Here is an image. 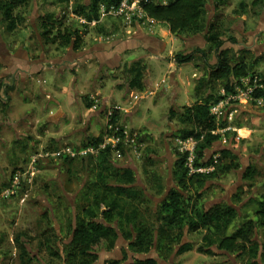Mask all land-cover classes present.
I'll return each instance as SVG.
<instances>
[{
	"label": "rangeland",
	"instance_id": "obj_1",
	"mask_svg": "<svg viewBox=\"0 0 264 264\" xmlns=\"http://www.w3.org/2000/svg\"><path fill=\"white\" fill-rule=\"evenodd\" d=\"M162 1L166 3V0ZM45 2L46 0H31L27 8L16 10L18 24L12 32L7 30L6 23L0 17V88L9 79L7 84L14 86V92L9 93V102L13 98L12 93L21 95L22 101L35 103L29 113L38 117L37 120L31 121V126L25 124L22 127L24 134H18L5 124L13 105H10L5 114L6 107L4 102L0 101V264H22L20 251L15 241V236L21 234L27 235V239H30L28 246L31 254L33 257L37 256L32 264H66L64 259L51 256L45 250L44 242L47 239L55 242L54 250L64 257L67 251L64 247L73 239L68 220H72L73 208L82 204L81 192L84 186L94 178V166L98 157L88 153L86 149L89 146L84 144L89 138L104 137L108 112L115 110L120 112L119 108H123L122 105H112L110 109L98 113L99 106L102 105L101 99L112 90L122 93L121 96L124 95V99L134 97L132 99L141 100L138 106L140 111L137 114L132 113L131 116L127 113L120 114L118 122L119 125L140 130L143 136L142 146L138 150L129 147L125 148V151H115L112 158L115 166L131 168L135 172L136 189L140 193V198L130 200L128 203L133 207L140 205L144 220L152 226L159 224L157 215L162 213V201L164 200L161 199L162 194L158 195V184L162 183L165 186L163 194L169 187L177 188V174L180 172L179 160L182 155L178 150L176 139L179 138V131L189 126V124H182L178 118H169V111L172 107L178 109L188 106L184 96L174 105L172 97L175 93L173 90H167L165 93L164 85L158 88V94L155 95L154 100L148 99L146 87L143 92L130 89L127 67L132 63L121 65L114 74H111L105 67H101L103 70L98 71L93 82L98 80L100 84L99 81H104L102 84L105 92H100L98 87L93 86L92 77L87 74L89 72H86L85 65L79 64V70H75L76 67L62 63L68 52L71 51L73 55L88 50L92 46L106 47L107 42L112 43L118 37L128 36L127 29L135 27L136 24L130 27L124 18L121 20L112 16L104 17L99 24L88 23L80 18L81 15L74 13L75 2L71 0L68 7L67 24L75 29L87 30L84 36V46L81 50L75 51L73 47L63 48L57 44L44 45L40 25L41 16L46 11ZM62 10L63 7H59L56 12ZM207 12V19L211 23L218 24L223 33L222 49L228 51L230 56L228 60L231 64L234 65L243 58L250 72H257L264 78V0H208ZM84 24L87 27H83ZM163 28H168V26L159 23L154 27H146V30L149 33H156ZM231 38H235L236 42ZM101 44L104 45L101 46ZM21 47L27 48L34 58L40 59V55L44 54L48 61L46 71L42 70L40 74L29 75L24 82L20 80L21 75H17L13 80L11 74H8L9 76L3 74L5 70L3 64L11 63L7 50L15 51ZM206 47L208 50L211 45L206 43ZM175 49L188 53L187 48H184V41L179 38ZM191 49L193 50L190 52H195V48ZM214 56L216 61L213 59ZM218 58L219 55L216 52L209 53L206 61L212 60L214 63L209 67L205 62H199L198 58L193 61L194 69H201V76L196 82H192L195 91L192 93L191 104L197 97L204 98L206 87L199 92L196 86L200 81L206 80L212 65L215 66L218 63ZM52 60L61 61L62 64L52 67L50 62ZM138 61L144 64L146 72L148 63H144V60ZM60 68L62 72L59 71ZM90 73L94 74L91 71ZM76 76H79L78 80L87 84L84 92L77 93L74 88ZM230 80L236 81L232 76L214 80L212 90L216 98H219L225 91V84ZM153 81L158 83L159 80L154 77ZM65 86L67 89H73V93L67 98L68 104L64 101V105L73 110L74 116L70 117L68 114L63 118L59 116L47 120L44 114H48L50 109L56 112L57 104L46 98L43 93L44 88L49 91V88L57 87V96H59L62 90L63 94L66 91ZM132 91L136 92L135 96L129 94ZM92 96L98 98V101L96 102ZM72 101L73 105H70ZM89 104L97 106L87 122L85 117L80 119L79 116L84 115L89 109ZM125 104L127 108L132 106L131 102H125ZM250 107L252 106H248L246 111L235 113L233 120H227V125L245 124L253 130L252 135L241 140L237 138L236 132L230 129L224 132L222 139L218 141L225 146L231 144V140L234 141L233 148L240 155V169L231 173L218 170L216 178L207 181L204 188L197 191L198 189L190 184L189 190L185 192V205L189 207L188 213L193 207L202 210L210 208L215 205L214 203H233L235 193L230 189L238 182L239 172L246 161L255 166L260 175L252 182H245L243 179V183L237 190V192L240 190L242 194V202L236 206L239 215L231 225L230 233L239 228L247 218L255 219V212L259 209L258 202L264 201V116L260 115L264 107L260 105L252 109ZM64 124L66 126L63 127ZM151 154L157 157H150ZM32 171L33 174L29 176L32 181L29 182L26 177ZM14 184H16L15 194H7L6 192ZM198 193L203 195L202 198L197 197ZM46 213L48 214L47 219L44 217ZM205 233V230L189 232L185 227L181 242L192 244L193 249L181 255L177 254L173 258H171L173 251L170 254L162 251L159 256L157 248H151L152 250L150 249L151 251L143 256L129 252L128 258L124 254L126 241L121 235L116 247L114 248L112 244L110 251L104 247L97 249L98 259L95 264H105L106 260L111 258L125 259V257H127L125 259L127 262L137 257H154L158 259L159 264H246L244 256L230 254L219 250L216 246L212 247L213 254L201 252L199 248L204 243ZM56 235L60 236V240L56 238ZM251 238L262 243L264 229H256Z\"/></svg>",
	"mask_w": 264,
	"mask_h": 264
},
{
	"label": "trees",
	"instance_id": "obj_2",
	"mask_svg": "<svg viewBox=\"0 0 264 264\" xmlns=\"http://www.w3.org/2000/svg\"><path fill=\"white\" fill-rule=\"evenodd\" d=\"M30 1L0 0V17L6 23L8 31L12 32L17 27L16 10L27 8ZM74 2L75 14L81 15L88 23L95 21L99 24L102 8L118 6L122 0H74ZM165 2L140 0V5L148 17L167 25L171 33L179 39L204 34L206 42L211 45L210 49L203 52L204 57L211 52L219 55L218 63L215 66L212 65L206 80L200 81L196 86L199 92L206 87L204 98H197L193 104L178 109L172 107L169 111V118H178L182 124H189L179 131V137L195 136L199 139L197 165L213 163L212 156L219 154L215 170L209 174L190 175L185 167V158L182 156L179 160L180 172L177 174V188L171 189L162 201V213L157 215L159 224L152 226L144 220L140 205L133 207L128 203L130 200L140 198V193L136 189L135 172L131 168L115 166L112 157L116 149L107 147L100 152L95 161L93 180L87 183L81 192L82 204L73 208L72 220H68L73 239L65 245L64 249L67 251L64 257L54 250L55 242L49 239L44 242L45 250L53 257L64 259L66 264H95L98 259L97 249L104 247L110 251L112 244L114 248L116 247L121 235L127 242L124 248L125 256H128L129 252L133 255H147L153 248H157L159 256L162 251L170 254L174 252L175 245H180L178 255H181L193 249L192 244L181 242L185 227L189 232L206 231L203 236L204 243L199 248L205 254H213L212 247L216 246L219 250L230 254L244 256L246 264H264V241L259 243L251 238L256 229H264V201L258 202L259 209L255 212V219L247 218L232 233L229 229L239 215L238 209L234 206L242 202L240 190L233 196V203H218L202 210L193 207L189 213V207L185 205V192L189 190L190 184L199 191L206 186L207 181L216 178L218 170L231 173L241 167L239 155L230 149H218L209 155V151L214 150L216 143L223 137V133L217 131L228 127V119H218L210 112L211 105L220 98H216L212 90L214 80L231 76L239 80L249 74L262 76L257 72H250L243 58L234 65L228 60L230 57L228 51L222 49L224 40L220 27L218 24L211 23L206 17L208 0H166ZM70 3L71 0H46L44 4L46 11L41 16L40 25L44 45L57 44L63 48L73 47L75 51L81 50L84 46V36L87 30L75 29L67 24ZM59 7H63V10L56 12ZM83 27L87 26L84 24ZM231 40L236 42L235 38ZM196 53L197 51L190 53L178 51L173 59L177 65H184L193 62L197 57ZM231 60L233 61L232 57ZM127 68L130 89L143 92L145 87L144 64L136 61ZM234 84L235 81H228L225 84V91H234ZM13 90L14 86L5 83L0 88V101L4 102L6 107L5 114L9 110V93ZM262 93L260 91L256 95ZM91 107L93 106L89 104V108ZM119 117L120 112L113 111L112 121L114 123L119 124ZM103 138V136L89 138L88 143L84 145L95 146L102 142ZM141 141H143L142 138ZM125 148L129 147L121 145L120 151H125ZM150 157L156 158L157 156L151 154ZM258 175H260L259 170L249 165L243 173V179L245 182H252ZM157 187L158 195H163L165 186L159 183ZM198 196L202 198L203 195L198 193ZM47 215V213L44 214L45 219L48 218ZM56 238L60 240L59 235H56ZM15 241L20 251L21 263L32 264L36 257L32 256L29 249L30 239H27V235L21 234L15 236ZM163 243L165 245L162 246ZM125 259L111 258L106 260L105 264H158L157 258L154 257L135 258L132 262H127Z\"/></svg>",
	"mask_w": 264,
	"mask_h": 264
},
{
	"label": "crops",
	"instance_id": "obj_3",
	"mask_svg": "<svg viewBox=\"0 0 264 264\" xmlns=\"http://www.w3.org/2000/svg\"><path fill=\"white\" fill-rule=\"evenodd\" d=\"M127 32L129 34L128 36L118 37L112 43L107 42L108 46L106 47L92 46L88 50H84L73 55L70 51L66 56H64L62 63H68L71 67H76L75 70H79L80 65H85L87 67L86 72H89L87 74L92 77L91 79L93 86L98 87L100 89V92H105V87H103L102 84L104 81H99L101 82L100 84L98 83V80H95V82H93L94 77L98 75V71L103 70L101 69V67H105V69H108L111 74H114L118 71L121 65H124L126 63L131 64L138 60H144V63H148L144 78L148 99L154 100L155 95L158 94V88H160L161 85H164L163 87L165 89V93H167V90L174 91L175 95L172 97L174 105H176V102H178V100H180L182 96H184L187 100V104L191 105V97H193L192 93H194L195 91V86L192 85V82H196L197 79H200L201 69H194L195 65L193 62L184 65H177L175 63L173 54L176 51L180 50L175 49L176 41L178 40V38L171 33L169 28H163L156 33L152 32V34L146 30L145 26L135 25V27L133 26L132 28L127 29ZM182 40L184 41V48H187L188 53L193 50L191 48H195V51H197L196 58H198L199 62H205L208 67L211 66V64H214L212 63V60L209 62L206 61L208 58V54H206L207 56L204 57L203 52L207 50V42L205 40L204 34L201 33L190 37H184L182 38ZM103 45L104 44H101V46ZM7 52L11 63L3 64L5 66L3 74H5V76L11 74L13 76V80L14 78L16 79L17 75H21L20 80L24 82L27 79V76L40 74L39 72H41L42 70L46 71L48 69L46 67L48 61L47 59L44 60V57L46 58L44 54L40 55V59L34 58L33 54L27 48L22 47L15 51L9 49L7 50ZM66 57L68 59H66ZM213 59L214 61H216L215 56ZM50 62L52 64V67L57 66V64H62L61 61L58 62L56 60H52ZM59 71L62 72V68H60ZM90 71L94 74L92 75ZM154 77L159 80L158 83H155V81H153ZM76 78L77 79L74 80L76 81L74 88L76 89L77 93L84 92V88L87 87V84L78 80L79 76H76ZM242 78L244 77L236 80L234 85L236 86V84ZM7 82H9V79L5 81V84H7ZM49 89L50 90L48 91L46 90V88H44L43 93L46 95L47 99H50L54 102V104H57V111L55 112L50 109L48 114H44L46 119L48 120L53 117L59 116L63 118L68 114H70V117H73V110L70 107L64 105V101L66 102V104H68L67 98L69 95L71 96V94L73 93V89H67V87L65 86L66 91L63 94L62 90L61 93H59V96H57V87ZM77 93L76 95H78ZM121 94L122 93L118 91L114 92L112 90V92L104 96L101 99L102 105L99 106L100 110H98V113H102L103 111L110 109L112 105H122L123 108H119L121 109L120 114L127 113L128 116H131L132 113L137 114V112L140 111L138 109V106L140 105L141 100L138 98L135 100L132 99L134 97L124 99V95L121 96ZM129 94L131 96H135L136 92L132 91ZM11 97L13 98H11L9 108L11 104L13 105V108L12 110L10 109L11 111H9V117H7V122H5V124L7 126L9 125L11 129H13L18 134H24L22 131V127L25 126V124H29L31 126V121L34 119H38V117H34L32 113H29L32 107H34L33 104L35 103H32L30 101H22V96L18 94L12 93ZM195 101L196 100L194 99V102ZM125 102H131L132 106L127 108L125 106ZM37 103L38 102H36V104ZM70 105H73V101ZM248 106L258 107V104L249 103L240 105L238 111H246L245 109H248ZM252 107H250V109H252ZM44 108L46 109V105H44ZM95 108L96 106L89 108L84 113V115L80 114L79 118L81 119L82 117H85V119H87V122H89L90 117H92L91 115H93L94 111H96L94 110ZM260 115L264 116V111H262ZM64 126H66V124H64L63 127ZM228 127L232 129V131H235L237 134V138L241 140L249 138L253 133V130L245 124H238L237 126L229 125ZM220 145V143H217L214 150L219 148ZM227 146H231L233 148L234 141L231 140V144ZM249 165H251L249 161H246L243 169L246 170ZM238 178H240V174H238ZM230 190L233 191V193H236L238 189H235L234 191L231 188Z\"/></svg>",
	"mask_w": 264,
	"mask_h": 264
},
{
	"label": "built area",
	"instance_id": "obj_4",
	"mask_svg": "<svg viewBox=\"0 0 264 264\" xmlns=\"http://www.w3.org/2000/svg\"><path fill=\"white\" fill-rule=\"evenodd\" d=\"M117 17L124 18L125 22L131 27L133 25L154 27L159 24L155 19L147 16L144 9L140 5V0H122L118 6H112L108 9L102 8L100 22L104 17ZM82 20L85 21L82 17ZM93 23H96L95 21ZM263 92L261 95H256L257 92ZM96 102L98 98L92 97ZM256 103L264 106V78L257 75H250L242 78L235 86L234 91H223L219 100L215 101L211 107L210 112L212 115L219 118L232 120L235 113H237L240 105ZM94 106H97L96 104ZM112 111L108 112L106 120L105 136L97 145L89 146L86 151L93 155H99L107 147H112L120 152V146L131 147L138 150L142 146L141 138L142 133L138 129H130L128 126L119 125L112 121ZM230 128L218 130V133H224ZM216 133V132H214ZM176 144L178 150L185 158V167L190 175L194 174H209L215 170L219 154L212 156L213 163L197 165V148L199 139L195 136L188 138H177ZM85 151V152H86ZM33 172V171H32ZM18 183V179L15 181ZM16 184L12 185L7 194H15Z\"/></svg>",
	"mask_w": 264,
	"mask_h": 264
},
{
	"label": "water",
	"instance_id": "obj_5",
	"mask_svg": "<svg viewBox=\"0 0 264 264\" xmlns=\"http://www.w3.org/2000/svg\"><path fill=\"white\" fill-rule=\"evenodd\" d=\"M218 149H230L232 151H234L236 154L239 155V152H237V150H235L234 148H232L231 146H225V145H220L219 148H217L216 150ZM216 150H211L209 151V155H212ZM245 172L244 169H242L239 174H240V178H239V181L235 184V186L232 187V190L235 191V189H238L239 186L243 183V173ZM172 188H167L166 192L163 194L162 198L161 199H165L167 197V195L169 194V192L171 191ZM216 204V203H214ZM236 207V206H234ZM237 208V207H236ZM238 209V208H237ZM180 249V245L179 246H176L171 258L175 257L177 254H178V251Z\"/></svg>",
	"mask_w": 264,
	"mask_h": 264
},
{
	"label": "flooded vegetation",
	"instance_id": "obj_6",
	"mask_svg": "<svg viewBox=\"0 0 264 264\" xmlns=\"http://www.w3.org/2000/svg\"><path fill=\"white\" fill-rule=\"evenodd\" d=\"M44 56H45V55H44ZM44 60H46L45 57H44ZM32 174H33V172H29L28 176L26 177V179H27L29 182L32 181V179L29 178V176H31ZM35 174H36V173H35ZM35 174H34V175H35ZM216 204H218V203H216ZM216 204H215V205H216ZM211 207H212V206H211ZM211 207H210V208H211ZM119 239H120V237H119ZM29 249H30V248H29ZM131 254H132V253H131ZM34 257L37 258V256H35V255H34ZM128 258H129V253H128ZM137 258H140V257H137ZM114 259H116V258H114ZM117 260H118V259H117ZM157 260H158V259H157ZM132 261H133V260H132ZM132 261H128V262H132ZM158 264H159V261H158Z\"/></svg>",
	"mask_w": 264,
	"mask_h": 264
}]
</instances>
